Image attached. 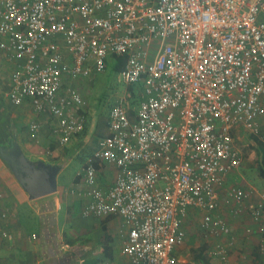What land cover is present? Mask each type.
<instances>
[{"label":"built area","instance_id":"1","mask_svg":"<svg viewBox=\"0 0 264 264\" xmlns=\"http://www.w3.org/2000/svg\"><path fill=\"white\" fill-rule=\"evenodd\" d=\"M0 51L13 63L7 97L49 114L61 144L86 124L87 100L73 83L125 55L116 74L127 88L80 176L82 215H117L127 226L128 264H178L191 210L205 236H227L222 256L235 236L221 205L264 219L262 193L224 188L242 163L234 133L264 142V0H0ZM39 129L30 123L33 135ZM98 163L117 169L107 188Z\"/></svg>","mask_w":264,"mask_h":264},{"label":"crops","instance_id":"2","mask_svg":"<svg viewBox=\"0 0 264 264\" xmlns=\"http://www.w3.org/2000/svg\"><path fill=\"white\" fill-rule=\"evenodd\" d=\"M0 55L13 66L2 51ZM113 60V56L108 58V66ZM11 70L6 78L7 91ZM73 85L77 86L78 83ZM95 120L96 117L88 131H83L85 136L79 133L61 144L57 135L51 132L53 122L49 114L35 112L27 100L22 105H14L7 92L0 94V148L17 142L28 158L60 166L57 191L30 199L0 156V232L5 230L12 235L11 239L0 235L2 264H128V258L122 251L127 237V226L122 218L117 215H82L89 197L84 193L87 186L80 172L94 152L88 150V141L93 135ZM31 122L40 125L35 135L29 132ZM260 122L261 135L264 136V118ZM245 133L235 132L234 139H239V134ZM253 145H256L254 141ZM73 161L74 168L68 170ZM98 169L99 186L107 188L112 185L117 169L105 163H98ZM65 171L73 173L69 183L64 176ZM237 178L240 179L237 181ZM230 185L254 188L264 195V176L253 183L240 175L237 169L228 175L224 188ZM253 203L258 205L260 196ZM219 212L228 219L235 236L234 245L228 249V253L225 252V256L219 253L222 247L229 245L227 236H205L197 212L191 210L183 220L182 227L186 232L184 241L173 251L178 264H202L189 253L190 249L200 247H205L211 264H264V235L259 232L264 227V219H255L252 209L233 217L221 205ZM248 228L249 232L246 231Z\"/></svg>","mask_w":264,"mask_h":264},{"label":"rangeland","instance_id":"3","mask_svg":"<svg viewBox=\"0 0 264 264\" xmlns=\"http://www.w3.org/2000/svg\"><path fill=\"white\" fill-rule=\"evenodd\" d=\"M11 68H13V66L10 65V62L3 55H0V94L7 92L6 78ZM77 87L86 98L88 104L85 112V130L87 131L89 127H91L97 114L101 112L107 114L115 99L123 94V91L127 88L125 84L119 82L117 74L111 71L110 65L103 72L94 73L89 78L80 80ZM80 135L85 136L86 134L81 132ZM239 135V139H234L235 146L242 153V163L238 168L239 174L247 178L250 182H259L261 177L258 172V158L255 154L253 141L248 133ZM83 154L82 152V155ZM74 164V161L70 163V166L67 167L68 170L73 169ZM70 171H65L66 173H64L66 175L63 174L66 176L68 183L71 180V176H73V173ZM239 179L240 178H237V181ZM242 181H244V179ZM259 232L261 235H264L263 230L260 229Z\"/></svg>","mask_w":264,"mask_h":264},{"label":"water","instance_id":"4","mask_svg":"<svg viewBox=\"0 0 264 264\" xmlns=\"http://www.w3.org/2000/svg\"><path fill=\"white\" fill-rule=\"evenodd\" d=\"M0 156L22 185L30 199L57 191V173L60 166L41 159L28 158L17 142L0 148Z\"/></svg>","mask_w":264,"mask_h":264},{"label":"trees","instance_id":"5","mask_svg":"<svg viewBox=\"0 0 264 264\" xmlns=\"http://www.w3.org/2000/svg\"><path fill=\"white\" fill-rule=\"evenodd\" d=\"M113 59H114L113 62L110 64V68L111 71L116 74L117 72L121 71L124 68L126 57L125 55H114ZM133 102H134L133 104L136 105L137 101L134 100ZM128 118L131 121L135 120L134 110H129ZM85 128H86V124H85ZM107 134H108V115L106 113L101 112L96 116L94 132L88 141V148H89L88 150L90 152L95 151L100 146L101 139L106 137ZM250 137L251 140H253L254 143L256 144L254 150L258 158L257 161L258 172L259 175L263 177L264 176V142L261 141L256 135H250ZM258 250L260 249L258 248ZM189 253L192 256V258L198 260L200 263L211 264L209 257L205 254V247L190 249Z\"/></svg>","mask_w":264,"mask_h":264}]
</instances>
